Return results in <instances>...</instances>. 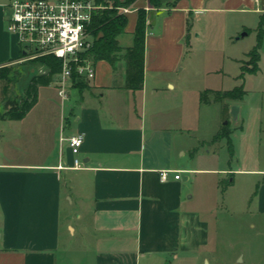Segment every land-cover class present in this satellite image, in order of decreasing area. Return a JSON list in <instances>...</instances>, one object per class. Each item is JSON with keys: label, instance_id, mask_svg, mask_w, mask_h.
<instances>
[{"label": "crops", "instance_id": "0c3cea01", "mask_svg": "<svg viewBox=\"0 0 264 264\" xmlns=\"http://www.w3.org/2000/svg\"><path fill=\"white\" fill-rule=\"evenodd\" d=\"M7 2L0 0V67L23 50L6 30ZM139 8L147 13L142 89L123 88L124 62L113 69L102 59L88 89L68 85L63 115L52 116L47 107L33 123L39 96L19 120L0 109V264L206 263L205 211L215 216V197L234 187L236 174L246 175V189H258L256 209L264 212V109L229 104L239 106L229 127L233 154L219 165L216 150L202 149L205 138L186 137L198 126L202 103L173 75L200 35L201 16L261 18L264 0H177L173 6L136 0L125 12V32H133ZM221 121L210 144L219 140L211 139ZM75 133L83 135L80 168H71L66 139ZM161 169L179 170L180 177L170 172L162 181Z\"/></svg>", "mask_w": 264, "mask_h": 264}, {"label": "rangeland", "instance_id": "374dc122", "mask_svg": "<svg viewBox=\"0 0 264 264\" xmlns=\"http://www.w3.org/2000/svg\"><path fill=\"white\" fill-rule=\"evenodd\" d=\"M98 5L101 9L111 7V2L106 1V4L98 3ZM128 15L130 20L133 14L129 13ZM201 17L195 28L197 32H200V35L193 36L173 75L182 77L184 88L190 92L191 97L195 96V92L199 96V93L205 88H232L241 83L246 90L242 101H239L242 108L246 110L257 105L264 109V16L260 18L256 13H236L227 16L210 12ZM258 27L262 31L257 62L260 71L256 74L245 72L243 76H239L241 64L243 67H249L252 64V56L248 52L257 42ZM244 31L246 34L241 35ZM118 40L123 46L130 45L132 33L124 32L118 37ZM42 54L22 50L17 59L4 65L9 68L11 73L13 72V75L7 92L9 103L0 100L1 112H4L10 104L21 101L23 91L32 75L45 69L39 62V57ZM230 57H235V59L230 60ZM122 64L121 59L116 61V67ZM73 78L68 79L72 87L75 86ZM59 80L60 77L56 74L49 85L39 88V100L33 123L41 114L42 109L47 107L52 109V116L53 113L54 115L58 113L63 115L65 101L58 94ZM2 83L0 79V88ZM89 85L90 80L83 79L82 84L76 88L88 89ZM147 88L148 91L151 88L149 80ZM163 89H165V85H163ZM67 91H69L68 87L66 94ZM201 103L198 126L195 130H187L185 135L190 141H195L196 137L205 138L206 142L202 149L216 150L214 155L218 156L216 160L219 165L222 162L226 164V158L229 155L226 139H219L211 144L209 142L213 125L218 117L222 118L221 103L213 100ZM224 122L225 119L221 121V123ZM232 122L233 120L230 118L228 127ZM238 123L239 121L236 125ZM52 125L51 121L50 126L52 127ZM237 133L238 131H235L232 135L233 143L238 140ZM210 153L213 152L210 151ZM235 162L236 156L234 155L231 166H236ZM246 179L248 178L245 174H236L234 187L226 192L218 193L215 197V216H210L208 210L205 211V216L210 222V241L206 248L209 252L206 255L208 262L200 261L199 264H264V212L256 209L258 191L255 190L258 189H246Z\"/></svg>", "mask_w": 264, "mask_h": 264}, {"label": "trees", "instance_id": "16d2710c", "mask_svg": "<svg viewBox=\"0 0 264 264\" xmlns=\"http://www.w3.org/2000/svg\"><path fill=\"white\" fill-rule=\"evenodd\" d=\"M106 1L111 2V7H104L93 10L91 20L86 27V30L92 37V43L88 50L84 53L90 57L94 62L97 60H106L116 68V61L122 60L124 62V83L123 88L133 91L140 90L144 82V53H145V31L147 25V13L144 8L137 10L134 30L132 32V41L128 46H122L119 43L118 37L125 32L127 24V16L122 11V7L131 6L136 0H94L98 3L106 4ZM153 6H160L166 4L169 6L175 5L177 0L163 1V0H148ZM257 42L248 52L252 56L251 66H241L240 76L245 72L256 73L259 69V48L261 45L262 31L258 27ZM39 62L43 64L44 70L42 72L33 74L23 91V98L19 102L10 104L2 113L9 119H22L31 107L36 103L38 96V88L40 86L49 85L54 76L60 71L61 60L57 56L46 53L39 57ZM13 72L9 68H0V79L3 82L0 88V100L9 103L7 99V92L9 83L12 80ZM75 86H80L83 82V77L74 75ZM84 86V85H82ZM246 90L243 85H237L230 89L219 90L205 88L199 94L201 102L208 103L211 100L221 103V119H225L224 123L214 133L212 141L225 138L228 142V152L231 156L233 154V147L229 137L230 128L228 127L229 104L231 102H239L243 99ZM211 94V97H210ZM240 128V127H238Z\"/></svg>", "mask_w": 264, "mask_h": 264}, {"label": "built area", "instance_id": "2783aa9c", "mask_svg": "<svg viewBox=\"0 0 264 264\" xmlns=\"http://www.w3.org/2000/svg\"><path fill=\"white\" fill-rule=\"evenodd\" d=\"M6 6L9 8L6 30L16 35L23 50L51 53L60 58L58 94L63 99L70 85L68 79L74 75L87 80L94 78L95 62L84 53L92 43L86 27L93 10L99 7L94 0H9ZM121 9L125 13L129 7ZM66 139L73 155L71 168L82 167L78 156L82 133L69 135ZM170 172L174 173L173 178L180 177L179 170L161 169L160 179L167 180Z\"/></svg>", "mask_w": 264, "mask_h": 264}, {"label": "water", "instance_id": "95a60500", "mask_svg": "<svg viewBox=\"0 0 264 264\" xmlns=\"http://www.w3.org/2000/svg\"><path fill=\"white\" fill-rule=\"evenodd\" d=\"M245 34H246V31L241 33V35H245ZM238 109H239V106L236 103H233V104L229 105V113H230L232 119H236L237 118Z\"/></svg>", "mask_w": 264, "mask_h": 264}]
</instances>
